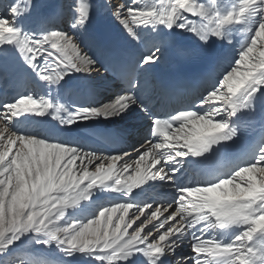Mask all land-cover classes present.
<instances>
[{"label": "snow or ice", "instance_id": "snow-or-ice-1", "mask_svg": "<svg viewBox=\"0 0 264 264\" xmlns=\"http://www.w3.org/2000/svg\"><path fill=\"white\" fill-rule=\"evenodd\" d=\"M27 5L15 0L0 6V12L6 9L0 15V64L14 55L20 77L30 74L50 89L74 73L107 71L123 87L106 102L80 105L60 103L53 91L46 98L28 93L0 101V264H13L20 251L16 242L27 236L89 264H264V131L251 158L226 173L176 181L185 158L219 153L242 131L233 118L239 121L245 110L254 111L256 100L264 101V0H235L226 10L216 0H106L113 19L142 50L123 55L101 48L98 56L81 41L91 18L90 0H59L25 31L16 21L30 14L31 0ZM65 23L67 30L60 27ZM236 25H242L239 48L217 58L202 89L173 112L154 111L142 79L161 58L168 38L163 29L188 32L206 46ZM144 30L155 33L151 43H145ZM131 111L150 121L131 152L122 141L105 152L62 134L73 125ZM30 116H51L60 128H21L20 118ZM156 182L173 185L170 200L133 199L134 189L143 192ZM96 190L129 199L83 211L90 205L81 202L90 201ZM77 208L82 210L76 213ZM227 230H235L230 240L217 238ZM181 246L190 247L191 255H177Z\"/></svg>", "mask_w": 264, "mask_h": 264}, {"label": "bare ground", "instance_id": "bare-ground-1", "mask_svg": "<svg viewBox=\"0 0 264 264\" xmlns=\"http://www.w3.org/2000/svg\"><path fill=\"white\" fill-rule=\"evenodd\" d=\"M13 2H15V0H0V6L7 3L11 4ZM19 2L22 6H28L27 0H19ZM57 2H59V0H31L30 14L18 18L16 21L17 25L22 26L25 31L33 30L36 26L38 17L41 14H47L51 10L49 6L54 5ZM115 2L119 3L121 2V0H115ZM150 2H152V0H142V3ZM156 2L158 3L159 0H156ZM206 2L211 3V0H206ZM216 2L217 7L221 10H226L234 6L235 4V0H216ZM90 3L92 4L91 18L85 30L81 33V41L83 45L87 46L90 49L92 54L98 56L99 49L109 47L114 48V45L117 47L116 50L120 51L123 55L138 53L142 50L140 49V45L136 44L135 41H131L127 36V33L124 32L118 22L113 19L111 12L105 7L106 0H90ZM97 7H99L98 11L96 10ZM4 14H6V9L3 12H0V15ZM60 27L63 30H67L66 23L60 25ZM144 31L146 33L144 37L145 43H151L153 37L155 36V33H151L150 30ZM163 32L168 36V38L167 42L163 46L161 58L159 62L151 68V71L147 75V77L142 79L145 97H147L151 102L150 106L153 107V110L160 114L163 113L165 107L163 102L164 97L160 96L161 91L157 77L162 72L169 71L174 68L183 69L194 59L208 64L209 67L214 71L218 65L217 58L227 52L234 53L235 50L239 48V36H242L241 34H239L237 27H233L231 29V33H229L227 38L225 36L224 39L217 40L213 37L209 40L206 46H203L196 37L188 32H180L178 30L170 31L168 29H163ZM229 39L233 41L232 44H228ZM183 43H187V45H183ZM177 56H179V60L175 61ZM20 67L21 66L19 65L15 56L12 54H10L9 57L4 60L2 64H0V73H2V75H0V101L10 100L18 94L28 93H33L37 97L42 96L46 98L49 93V87L46 86V89L42 91L38 90V87H35L36 85H34V82H37L41 85L40 89H43L45 82L37 80L30 74H24L23 77H20L18 75ZM122 87V80L114 73L107 71L101 73L100 75L92 73L91 76H88L87 74L74 73L71 76H65L59 84L53 86L52 91L54 98L58 99L60 103L72 104L73 101H76L77 105H80L94 101L106 102L115 92L120 90ZM201 89L202 86L197 89L195 94ZM185 101L180 103V107H183ZM263 109L264 105L262 109H260V113H258V115L259 121L262 123V127L264 128ZM60 115L62 116L63 113H61ZM240 119L244 118H241L240 116L239 121ZM20 120L21 128L35 129L38 131L60 128V124L56 120H53L51 116L21 117ZM233 122L237 123V118L234 117ZM95 126H101L105 128L115 126L116 130L120 132L122 136H124L122 140H125L124 145L127 151L131 152L132 149L128 150V148H130V146L136 144L137 142L142 141V136L144 135L146 129L150 127V121H148L144 114L140 113L139 111H131L129 113H125L121 117H116L113 120H90L80 125H73L72 129L62 134L66 136L67 139L78 142L80 145L86 148L97 149L95 146L83 141L79 137L80 133ZM128 126H133L134 129H130L128 128ZM185 160L186 162L182 163V166L177 173V184H185L189 181H195L194 177L192 176L193 174H191L190 177L187 175V173H189L190 171L189 169H187V158H185ZM183 174H185L186 177L182 176ZM144 188L145 191L143 192H141L139 188L134 189L133 199L142 201L144 199V196H146V199L144 201L158 204L170 200L174 195L173 185L167 182H156L153 184V186H144ZM97 193L105 194L110 192H104L102 190L94 192V194ZM94 194L90 201L81 202V205H90L89 208L84 209L83 211H91V205L96 203V200L93 199ZM122 197L123 198L120 199L118 193H112L108 196L106 202L103 204L108 205L112 202L118 201L127 202L129 199L128 196H125L123 194ZM70 211L72 212L70 213V215L73 214V210H69V212ZM131 211L132 210H130V212ZM79 212L80 211L76 213ZM146 212H149V210L146 209ZM129 231L131 230L129 229ZM216 236L218 239H221L224 242H227L231 239L222 231L217 232ZM28 242H34L33 237L32 240H28ZM30 245L33 244L30 243L29 246ZM177 255H191L190 247L181 246V248L177 251ZM37 262V260H32L29 264H37ZM24 264L27 263L25 262ZM39 264L73 263H58L51 258H46L44 259V261L39 262Z\"/></svg>", "mask_w": 264, "mask_h": 264}, {"label": "rangeland", "instance_id": "rangeland-1", "mask_svg": "<svg viewBox=\"0 0 264 264\" xmlns=\"http://www.w3.org/2000/svg\"><path fill=\"white\" fill-rule=\"evenodd\" d=\"M218 1V0H217ZM99 7L96 8V10L98 11ZM234 27H237L238 31L239 29L242 27V25H236ZM233 28V26H229L228 28H226L225 30V36L226 38L228 37L229 33H231V29ZM239 34L242 35V33L239 32ZM240 38V42H242L243 40V35L239 36ZM128 128L130 129H134L133 126H128ZM142 143V141L137 142L136 145L137 147L139 146V144ZM131 148H128V150H130ZM127 150V149H126ZM135 158V156L133 157ZM184 176V175H182ZM166 185V184H164ZM99 190L95 191L98 192ZM112 194V193H105V194H94L93 199L96 200V203H105L106 199L108 198V196ZM119 198L122 199V194L118 193ZM160 196V195H159ZM146 196H144V199L142 201H144L146 198ZM99 198V199H98ZM121 202V201H118ZM94 205V204H93ZM84 210V209H83ZM154 210V209H153ZM81 211V208H77L76 212ZM72 213L71 211L69 212V214ZM150 214V213H149ZM129 218H131V216H129ZM143 219V217H141V220ZM140 221H136V224H139ZM136 224L133 225V227L136 226ZM131 230V229H130ZM27 238V239H26ZM34 242H28V240H32V237L27 236V237H22L20 241L16 242L15 247H17L18 249H20V251L15 255V257L13 258V264H24L25 262L27 264H29L32 260H37V264H39V262L44 261V259H48L51 258L52 260L58 262V263H73V264H89L88 260L85 259H80L77 257H65L63 256V254H61L59 251L55 250V248L53 247L51 250L46 249L44 247V245L36 243V240L40 239L38 237L33 238ZM36 239V240H35ZM26 243H25V242ZM24 242V243H22ZM33 244L30 245L29 244ZM35 243V244H34ZM27 245V246H26ZM19 246V247H18ZM24 247V248H23ZM35 248V249H34ZM24 249V250H23ZM23 255V256H22ZM23 258H22V257ZM86 262V263H85ZM43 263V262H42Z\"/></svg>", "mask_w": 264, "mask_h": 264}]
</instances>
